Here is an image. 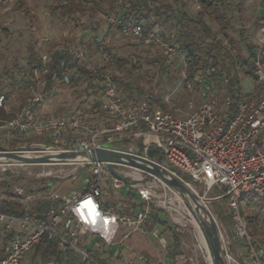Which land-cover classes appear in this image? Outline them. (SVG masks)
Masks as SVG:
<instances>
[{"label":"built area","instance_id":"1","mask_svg":"<svg viewBox=\"0 0 264 264\" xmlns=\"http://www.w3.org/2000/svg\"><path fill=\"white\" fill-rule=\"evenodd\" d=\"M198 10H201L200 5ZM109 21L125 34L145 39L168 55L186 58L185 53L156 31L147 33L141 24L122 19L115 12L109 16ZM262 25L252 59L261 93L259 97L254 95L248 99L243 92L236 113L232 112V102L225 97V91H218L217 82L222 81L226 85L228 80L211 68L201 71L196 77L202 104L186 118L152 108L150 95L139 102L123 103L118 97L112 75L102 71L97 73L101 85V107L113 121L111 126L92 127L82 116L41 118L38 111L47 103L48 96L55 92H41L32 88L18 112L6 110L10 118L0 120V138L15 141L33 137L51 141V144L39 141L34 143L31 151H20L32 157L88 152L110 145L119 152L146 158L150 145L144 146L141 151L143 155L140 151H122L118 147L133 141L146 144L147 140L152 139V148L158 154V159L153 157L152 160L184 182L204 206L205 197L211 191L226 190L216 200L228 199L227 208L232 220L233 242L222 239L227 263L264 264V244L250 234L241 213V198L244 194L264 198V21ZM107 46L106 41L99 43L100 54L105 63L115 65L116 59L107 52ZM56 54L66 55L76 61L85 59L81 49L57 46L50 54L42 56L44 64ZM25 71L8 74L3 83L9 85L15 80H22ZM70 72L71 69L62 79L56 78V83L70 84ZM185 83L188 90L194 89V84L188 78ZM5 102L6 97L0 96V109L6 108ZM54 145H58L59 149L54 148ZM164 161L169 164V168L162 164ZM87 164L92 166L91 174L84 181L88 191L62 199L58 210H50L41 218L29 215L13 217L0 213V224L6 225L8 232L15 233L5 248V256L0 259V264H27V255L45 236L55 240L63 253L70 250L82 262L100 264L87 247L78 244L79 241L87 240L89 246L97 242L106 246L122 245L132 235L142 232L146 219L144 213L119 215L107 211L102 205L104 183L111 180L115 190L133 188L134 182H137L134 175L139 171L129 169L131 173L125 172L129 181L126 184L114 178L106 169V164ZM14 192L19 196L22 206H27L33 198V195H26L22 188H16ZM139 195L144 202L152 201L151 192L145 188L139 191ZM152 234L160 238L159 229H154ZM119 237L121 239L118 241ZM211 260L209 256L207 263L213 264ZM134 261L135 264H148L144 255H138Z\"/></svg>","mask_w":264,"mask_h":264},{"label":"rangeland","instance_id":"2","mask_svg":"<svg viewBox=\"0 0 264 264\" xmlns=\"http://www.w3.org/2000/svg\"><path fill=\"white\" fill-rule=\"evenodd\" d=\"M131 2L137 6L138 12L163 6L173 10L174 14L169 20L164 18L159 21L149 16L141 24L145 31L158 32L176 48L178 46L174 43V37L178 33L179 14L185 12L190 18H194L200 11L198 10L200 0L197 2L195 0H133ZM131 2L130 0H119L118 3L103 6L102 11L96 14L88 11L86 15L63 17L62 13L57 11L59 0H0V96L6 97L5 110L12 113L18 112L32 88L41 92L54 90V95L48 96L47 103L40 109L46 108V112L40 115L41 118L62 119L82 116L95 128L113 124L109 116L101 110L99 91L90 89L87 83L79 82L77 86H73L71 83L57 82L50 90H46L42 74L35 72L33 76L25 71L32 53L40 56L48 55L57 46L83 50L85 59L81 61V64L87 69L99 73L100 69L105 68L102 71L110 73L112 77H119L134 91L140 89L143 95L152 96L155 100V107L158 109L162 110L164 107L167 113L179 118H186L197 110L202 104V98L199 89L195 86L192 91L186 88L185 80L188 78L186 58L168 55L145 39L133 38L125 34L120 27L111 25L109 16L113 12L121 17L124 16L128 9L132 8ZM226 3L227 8L223 11L232 22L230 37L241 55L246 56V46H255L253 43L263 26V16L259 15L262 0H227ZM206 22L213 32L220 31L219 26L211 19L207 18ZM102 41L108 43L107 52L114 59L121 58L131 61L127 71L116 73L114 69L116 64L105 63L99 51V43ZM132 66L136 69L131 70ZM22 71H25L22 80H15L9 85L3 83L8 74ZM69 77L70 79L76 78L74 70H71ZM241 84L248 99L256 94L257 85L253 80L242 77ZM116 87L119 99L129 103L128 94L123 93L119 85ZM94 106L100 109L93 110ZM6 115L10 117L7 111ZM0 120L7 119L0 117ZM44 140L33 137L15 140V148L12 150V141L0 138V146L8 151H31L34 143ZM54 146L59 149L58 145ZM139 146L140 142L133 141L119 145L118 148L122 151H137L141 150ZM154 153L155 151H151L152 156ZM162 164L169 168L166 161ZM15 166L0 163V182L6 172L4 169L8 171L14 169ZM21 168L28 178L41 182L42 187H49L45 192L33 195L32 200L27 203L29 208L39 201L54 203L61 201L62 203V199L71 194H81L85 189V178L91 174L92 166L83 162H69L67 164L26 165ZM125 172L131 173L129 169ZM134 177L137 182H134V187L129 189L124 187L121 190H115L111 180L104 183L102 202H120L126 208L128 205L124 200L128 191L139 195V191L143 188L149 190L152 201L145 207L147 214L154 209L161 210L160 217L168 222V226L156 225L147 216L144 222L146 235L142 237L145 245L156 251V257L164 260L171 254L173 248V241L168 235L169 227H171L178 234V248L187 261L182 264H208V257L212 258L211 248L206 240L204 227L199 223L193 208L188 207L180 195L168 191V188L157 179L140 171ZM28 186V183L24 182L21 187L17 186V188L25 190ZM220 194L222 193L218 189L211 191L205 197V207L215 219L221 239L225 238L233 242L232 220L227 202L216 200ZM241 206L245 215L260 214L264 221V211H261L259 207L246 203H242ZM219 208L224 211V219L217 215L216 211ZM203 222L209 229L210 223L207 216ZM156 228L161 233L159 239L151 236V232ZM11 233L14 231L8 232L6 225L0 224V242L2 246L6 244L5 248L11 241H6V236ZM120 239L121 237L118 241ZM129 243V240H125L121 246L113 245L112 247L99 243L95 246V250L101 254V257L108 259L110 256L109 264H135L133 259H137V253L140 252L136 253L133 249H129ZM120 255L125 257L120 258ZM26 259L29 264L32 263V251ZM148 264H150L149 260Z\"/></svg>","mask_w":264,"mask_h":264},{"label":"trees","instance_id":"3","mask_svg":"<svg viewBox=\"0 0 264 264\" xmlns=\"http://www.w3.org/2000/svg\"><path fill=\"white\" fill-rule=\"evenodd\" d=\"M131 1L133 0H130V2ZM226 1L227 0H200L201 10L194 18H190L185 12L180 13V19L177 23L178 33L174 37V43L178 46L177 49L180 52L186 54V62L188 64V80L193 83L196 88H198L196 83L197 73L199 71H205L207 68L214 69L216 72L220 73L224 79L228 80L226 85H224L222 81L217 82L218 91H225V97L229 98L232 102L231 110L233 113H236L243 98V89L241 84L242 77L250 78L257 85L255 94L256 97H259L261 93V85L252 64L256 47L253 45H247V55L243 56L236 49L235 42L230 37L232 22L226 17L225 12L223 11L227 8ZM118 2L119 0H59L57 11H60L63 17L86 15L88 11L91 14H96L102 11L103 6ZM131 4H133L132 8H129L126 14L120 17L122 19H131L137 24H141L146 17L149 16L160 21L164 18L165 20H169L174 14L173 10L166 6L156 7L154 9L152 8L149 9V11L141 10L138 12V8H136L137 6L134 2H131ZM262 7L264 9V0H262ZM262 16L264 21V12ZM207 18L211 19L219 26L220 31L218 33L212 31L211 27L206 22ZM151 30H149V32ZM146 32L148 33V31ZM161 36L163 37V35ZM166 41L170 43L168 39H166ZM172 44L173 43H171V45ZM172 46L176 47L174 44ZM128 65H130L128 60L117 58L116 66L114 67L115 72L121 73L127 71L126 69H128ZM238 67L240 68V71H238ZM69 69L74 70L76 74V78H73L70 81L73 86H77L79 82H85L88 84L90 89H96L99 91V95L101 97V87L99 86L100 79L98 74L95 71L87 69L85 65L81 64V61H76L66 55L56 54L50 57L47 64H44L42 56L37 53H32L26 66V71L31 73L33 76L35 75V72L42 74L46 90H50L56 83V78L62 79L64 75L67 74ZM135 69V67H131V70ZM102 70H105V68L100 69L99 72H102ZM113 80L116 85H119L120 88L123 89V93L128 94L127 98L129 103H125L120 99L123 103L130 104L133 102H139L146 97V95H143L142 90L137 89L134 91L128 83L125 84L119 79V77H113ZM135 93H137V95ZM150 105L152 108L158 109L155 107V100L152 96H150ZM98 109H100L98 106L93 107V110L98 111ZM162 110L165 111V108L163 107ZM0 117L3 119L10 118L6 115L5 109H0ZM39 140L42 139L40 138ZM44 141L51 144V141L49 140ZM15 143V141L11 142L12 150L15 148ZM139 147L143 151L144 146L141 141ZM153 157L158 159V154L155 152ZM2 178L3 179L0 182L1 214L13 217H24L29 215L31 217L41 218L50 210H58L62 204L61 201L56 203L51 201H39L29 208L27 206H22L19 204V196L14 192L17 186L21 187L22 183L27 182L29 186L24 190L26 195H34L39 192H45L49 187H42L41 182L28 178L22 168L19 167L6 171ZM31 186H33V188H31ZM87 191L88 189L85 187L82 193ZM220 192L225 193L226 190L223 189L220 190ZM223 201L228 202V199L225 198ZM124 202L128 205L126 208L123 207L120 202H102V205L107 211H112L119 215L130 216L138 213H144L146 217L149 216L152 223L156 225L161 224L163 226H168V222L160 217V214L162 213L161 210L154 209L147 214L145 207L148 204L141 199L140 195H134L132 191H128L125 195ZM242 203H246L250 206L254 205L259 207L261 211H264V198L257 197L253 194H244L241 198V205ZM216 212L219 218L224 219L223 210L219 208ZM241 213L250 234L264 244V221L262 220L261 215L257 214L255 216H247L243 212L242 206ZM169 230L171 240L173 241L171 255H173L175 259L181 256L183 257L178 248V234L173 231L171 227H169ZM14 236L15 233L7 235L6 241L12 240ZM86 241L87 240L79 241L78 244L87 247L90 250L92 257L100 264H109L108 260L105 257H101V254L95 250V243L89 246ZM98 243L99 242H97V244ZM4 245L2 246L0 242V259L5 256ZM31 251L33 263L88 264L86 262H82L79 256L73 251L69 250L65 253L60 251L58 243L55 240H50L47 236H45ZM185 263H187L186 260Z\"/></svg>","mask_w":264,"mask_h":264},{"label":"water","instance_id":"4","mask_svg":"<svg viewBox=\"0 0 264 264\" xmlns=\"http://www.w3.org/2000/svg\"><path fill=\"white\" fill-rule=\"evenodd\" d=\"M151 151L148 158L119 152L113 146L107 145L102 149L91 150L80 153H60L45 157H32L20 151H8L0 147V163L15 164L19 167L26 165H44L56 162H83V163H104L108 172L124 183L129 184L125 176L126 169H135L160 181L168 191L177 193L192 207L199 223L204 227L206 240L211 248L213 264H228L226 260L227 252L222 244V239L215 219L208 209L199 201L192 190L178 178L174 177L167 169L158 162L152 160ZM205 216L208 217L210 228L207 229L203 222Z\"/></svg>","mask_w":264,"mask_h":264},{"label":"crops","instance_id":"5","mask_svg":"<svg viewBox=\"0 0 264 264\" xmlns=\"http://www.w3.org/2000/svg\"><path fill=\"white\" fill-rule=\"evenodd\" d=\"M263 12H264V9H263V7H261L260 8V10H259V15L260 14H263ZM256 40H257V38L255 39V41H254V45H256ZM50 102V101H49ZM48 102V103H49ZM53 104H54V101L52 102ZM46 112V108L45 109H43V110H40L39 112H38V114H39V116L40 115H43L44 113ZM53 119V118H52ZM152 139H149V140H147V142H146V144H144V142L142 143L143 144V146H145V145H150V149L148 150V153L150 152V151H156L154 148H152V141H151ZM137 151H142V150H137ZM139 153H141V152H139ZM142 154V153H141ZM143 155V154H142ZM157 229V228H156ZM154 231V230H153ZM153 231L151 232V236L154 238V239H157V238H155L154 236H153ZM146 235V232H145V230L143 229L142 230V232H139V233H137V234H134V235H132L129 239H127V240H129V249H133V251L134 252H140V253H137L138 255H143L144 254V256H146L147 257V259L149 260V262H150V264H182L183 262H185L184 260H186L185 259V257L183 256H181V257H178V258H174L173 257V255H168L164 260H162V259H159L158 257H156L155 256V253H156V251L155 250H152V249H149L146 245H145V242H144V240H143V236H145ZM168 235L170 236H168L169 238H171V234L170 233H168ZM121 236V235H120ZM160 236H161V233H160ZM94 244V243H93ZM98 246L99 245V243L97 244V243H95L94 244V248H95V246ZM105 246V245H104ZM118 246V245H117ZM119 246H121V245H119ZM112 247V246H111ZM151 254H153V255H151ZM121 257H125L124 255H120V258ZM107 259V258H106ZM108 263L110 262V256H108ZM133 260H135V259H133ZM124 261H125V259H124ZM26 262H27V264H29L28 263V261H27V259H26ZM31 264H35V263H31Z\"/></svg>","mask_w":264,"mask_h":264},{"label":"bare ground","instance_id":"6","mask_svg":"<svg viewBox=\"0 0 264 264\" xmlns=\"http://www.w3.org/2000/svg\"><path fill=\"white\" fill-rule=\"evenodd\" d=\"M178 197V196H177ZM205 244V243H204ZM207 246V245H206Z\"/></svg>","mask_w":264,"mask_h":264}]
</instances>
